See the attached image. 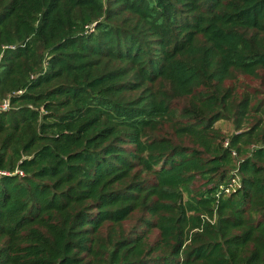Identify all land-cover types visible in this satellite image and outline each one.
<instances>
[{
	"label": "trees",
	"instance_id": "obj_1",
	"mask_svg": "<svg viewBox=\"0 0 264 264\" xmlns=\"http://www.w3.org/2000/svg\"><path fill=\"white\" fill-rule=\"evenodd\" d=\"M259 72L264 0H0V264H264Z\"/></svg>",
	"mask_w": 264,
	"mask_h": 264
},
{
	"label": "rangeland",
	"instance_id": "obj_2",
	"mask_svg": "<svg viewBox=\"0 0 264 264\" xmlns=\"http://www.w3.org/2000/svg\"><path fill=\"white\" fill-rule=\"evenodd\" d=\"M264 72H259L258 78L248 77V76H239L238 78L231 81L229 84L234 85L238 92L243 95L245 93H249L251 96L261 99L264 98V85H263V75ZM216 128L221 130L224 134L230 135L234 133L235 126L232 122L229 121H220L216 123ZM165 133L169 132V128L165 127ZM162 134V132H161ZM187 197V193H186ZM135 224V219H131L126 225L127 227L131 228ZM157 231H153L151 234V238L149 240L150 243H153L157 238Z\"/></svg>",
	"mask_w": 264,
	"mask_h": 264
},
{
	"label": "built area",
	"instance_id": "obj_3",
	"mask_svg": "<svg viewBox=\"0 0 264 264\" xmlns=\"http://www.w3.org/2000/svg\"><path fill=\"white\" fill-rule=\"evenodd\" d=\"M9 109V103L5 102L1 107H0V111H5ZM0 174H4L2 172H0Z\"/></svg>",
	"mask_w": 264,
	"mask_h": 264
}]
</instances>
